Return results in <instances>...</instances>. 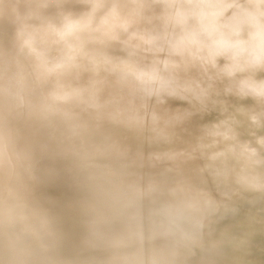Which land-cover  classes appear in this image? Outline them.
Wrapping results in <instances>:
<instances>
[{"label":"clouds","instance_id":"obj_1","mask_svg":"<svg viewBox=\"0 0 264 264\" xmlns=\"http://www.w3.org/2000/svg\"><path fill=\"white\" fill-rule=\"evenodd\" d=\"M0 264H264V0H0Z\"/></svg>","mask_w":264,"mask_h":264}]
</instances>
